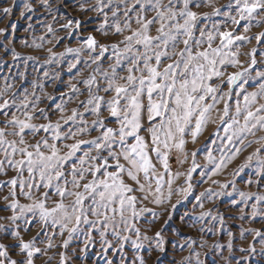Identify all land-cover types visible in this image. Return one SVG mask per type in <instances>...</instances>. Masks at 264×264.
I'll list each match as a JSON object with an SVG mask.
<instances>
[{
  "label": "rangeland",
  "instance_id": "obj_1",
  "mask_svg": "<svg viewBox=\"0 0 264 264\" xmlns=\"http://www.w3.org/2000/svg\"><path fill=\"white\" fill-rule=\"evenodd\" d=\"M26 3L31 4L34 11H26L24 8ZM130 3L131 0H129ZM164 3H167V0H164ZM213 3L215 7L221 8V14L209 18L201 17L197 21L194 39L199 40L200 43L193 45L194 52L208 48L207 36L202 38L199 35L201 30L213 34L215 37L212 41L213 48L220 45L219 32L232 31L234 35L249 37V40L236 41L230 48L225 49L226 52H236V59L240 63L217 64V68L223 72V76L213 77L211 81H208L212 86L219 87L218 94L231 91L232 100L225 97V100L217 104V109L222 110L224 103L227 102L231 108L230 114L234 115L235 100L239 99L243 106V96L247 92L257 91L260 83L264 82V78L257 76V73L264 72V37L260 41L255 38L257 34L264 32V24L257 25L253 22L250 30L244 32L245 21H241L239 26L234 25L231 19L224 14L230 12L232 16L239 19L235 5L232 9L224 7L230 3V0H213ZM48 4H51L52 7H48ZM48 4H45V0H0V9L5 7L13 9L8 15H4L0 11V29H6L5 32L0 33V91H4L6 85H11V88L4 91V99L14 100L15 104L19 106L27 96L28 101L35 104L33 108L30 103L28 109L11 107L8 117L0 115V121L10 118L13 114L24 119V113L28 111L34 113L32 123L46 124L49 120L53 122L59 120L62 115H71V110L76 108L80 113H83L82 118L88 121V124L84 126L89 129L85 134H78L76 139L91 140L101 135L104 129L97 126L93 130L91 121L97 119V116L85 111V108H91L90 105L80 106V101H86L89 97L88 85L82 81L89 75L95 74L100 87L98 89L96 85H93L92 93L104 96L106 100L110 99L115 93L103 91L107 81L100 72L94 73V69L99 65L101 69L111 71L109 65L115 64L116 59L115 50L111 47L104 52L102 57L97 58L100 52L99 47L94 50L88 49L84 38L93 35L99 44L111 45L123 41L124 37L130 35L131 31L138 28L139 25L135 22V14L129 13L131 28L126 26V18L123 14L124 5L120 3V0H111L110 4L108 0H105L103 12L97 7L98 0H48ZM118 4L120 11L118 16L114 17L113 12L117 10ZM192 10L198 13H210L213 11V7L201 4L198 8L193 7ZM105 13L108 17L106 24ZM142 14L151 18L155 12L147 9ZM69 20H79L80 27L76 28L73 25L72 28H62V25L68 23ZM117 23L124 29L123 32L115 31ZM47 25H51L53 28L52 33L48 32ZM101 25L104 27L101 28ZM158 26V23L152 26L151 35L157 34ZM42 37L43 39H41ZM61 37L63 39H60ZM37 45L42 46L38 47ZM120 47L123 49L124 45L121 44ZM177 47L178 49L183 48L184 45L179 43ZM68 48H79L80 52L70 53L66 51ZM12 49L20 53V56L14 58ZM253 49H255V64L251 63ZM171 50L169 48V51ZM141 51H143L142 48ZM54 53L57 55L53 56ZM60 53L63 55H59ZM29 57H33V59H29ZM91 59H97V63L91 64ZM170 62L165 60L163 64ZM73 64L76 65L75 68L71 67ZM126 67L127 61L125 60L121 67L117 68L121 76L127 75ZM244 69L248 71L244 77L237 81V84L242 85V91L241 87L228 84L227 79L233 72H240ZM72 85H76L79 91L73 93ZM50 97L54 99H50ZM145 103H147L146 99ZM259 103H264V97L259 98ZM57 104H61L65 111H57ZM258 106L257 104L254 108ZM40 109L45 110L43 115H41ZM218 115L219 113L214 110L212 120L215 123L210 122L195 143L190 135L185 136L187 140L186 160L178 149H172L169 152L170 173H164L162 162L157 160L155 153H151L157 171L165 175L166 180L171 179L172 175L177 172L181 175L172 184L174 192L170 201L164 200L163 203L156 204L151 193L147 194V199L143 198L144 194L134 193L139 197L136 204L138 213L140 209L147 208L158 214L154 217L152 212H144L130 221L140 229L139 239L142 246L139 249L133 245L138 234L134 229L125 231L128 225L122 223L118 215L113 225L115 230L120 232L121 236L130 237L129 240L122 243H120V237L113 234L112 227L104 229L101 224H97L93 228L89 224L81 223L78 230L70 236L66 230L61 234L58 225L49 224L45 229L38 216H34L33 213L20 214L18 208L13 210L11 207H6L14 199L19 200L20 204H31L36 199H43L42 193L44 192L49 193L47 201L49 207L54 206L53 202L59 199L54 188L49 189L43 186L39 189L33 188L31 190L32 197L29 198L24 195L27 188L21 189L17 185L14 189L16 195L10 196L9 192L12 186L6 182L17 175V170L6 165L7 174L0 173V225L5 226V228H0V243L10 246L9 258L19 260L25 255L18 247H12L19 243V240L12 235L13 231H18L20 238L24 241H30L35 237V247L41 249V252L33 257L35 264H108V261H112V264H140V257L144 258L145 264H201V262L202 264H264V201L258 200V197L264 196V179L258 174L260 168L257 157L254 156L252 161L243 170H240L241 166L245 165L247 157L264 145V141H261L260 144L253 143L250 146H241L240 144H235L234 147L228 146L227 140L223 139L225 137L224 125L220 123ZM100 118L104 120L107 127H119L118 121L110 116L103 105L100 110ZM61 123L63 124V121ZM142 123L147 125L148 122L143 120ZM4 126L0 124V127ZM77 126H79V119L62 128V131H67L68 128L75 131ZM140 135L145 136L146 139L149 138V133L143 128ZM262 135H264V130L257 131L255 137L249 135L245 140V145L249 140L258 139ZM42 137H47L49 143H57L64 152L67 149L63 145L74 142L71 138L53 141L51 133L44 131L28 132L24 138L28 144H34ZM9 139H15V137L10 136ZM128 142L133 141L129 139ZM235 148H241L239 154L213 175L215 166L220 159L223 157L227 160ZM82 149L88 151L89 146H82ZM113 150L120 151V145L115 144ZM44 151L48 150L44 149ZM83 151L77 152L76 157L72 159V163H76L77 167H80L78 158H83ZM193 151L196 152L195 160L200 167L191 174V191L185 198L184 193L179 189L188 187L187 176L193 163L191 155ZM209 153L214 161L208 159ZM91 154L96 155L95 150ZM102 154L108 155L107 151ZM259 156L264 158V151H261ZM0 159H3L2 153H0ZM89 163L100 162L89 161ZM109 163L114 164V161L109 160ZM121 163L124 161L121 160ZM88 166V163L84 165L85 168ZM70 168L71 164H68L63 170L67 174L70 172ZM108 170L115 171V168ZM85 176L86 179L81 183L92 179V176L87 173ZM21 178L33 183L29 180L27 171L23 172ZM66 178L70 181L71 175H67ZM250 180L252 183L248 182ZM125 181L132 183L126 176ZM141 182H144L142 174ZM34 183H41L38 176ZM55 183L53 181L54 185ZM62 183L63 181H61ZM68 187L71 188V184ZM152 187L154 190V180ZM209 188L214 193L211 196L206 191ZM79 190L83 191L82 188ZM163 190L166 196L167 185ZM241 192L251 195L241 197ZM201 193H205V195L201 196ZM5 196L8 197L7 201L4 200ZM74 199L73 196L66 197L65 204L71 203ZM177 201L180 202L177 203ZM91 204L90 197L84 201L86 211ZM201 213H205V215L202 216ZM14 214L18 216L17 220L8 219ZM125 215L130 216L131 213L126 212ZM88 218L89 220L97 219L91 213L88 214ZM42 229L44 230L42 231ZM102 230L105 231L103 236L101 235ZM157 231H160L163 236V252L156 247L155 232ZM257 231L261 235L258 236ZM145 236L149 239H144ZM66 240L68 241L67 246L64 245ZM106 241L111 242L113 247L110 248ZM253 247L255 252L251 251ZM197 253H199L198 258ZM186 257L187 260H185Z\"/></svg>",
  "mask_w": 264,
  "mask_h": 264
},
{
  "label": "snow or ice",
  "instance_id": "obj_2",
  "mask_svg": "<svg viewBox=\"0 0 264 264\" xmlns=\"http://www.w3.org/2000/svg\"><path fill=\"white\" fill-rule=\"evenodd\" d=\"M104 3L105 0H98L97 7L101 12H103ZM108 3L110 4L111 0H108ZM120 3L124 5L123 14L126 18V26L131 28L129 13H134L135 22L139 25L138 28L131 31L130 35L125 36L123 41L111 45L99 44L93 35L84 38V43L88 49L94 50L99 47L100 52L97 58L102 57L109 47L115 50L116 63L109 65L111 71L103 70L99 65L94 69V73L100 72L107 81L103 91L105 93L114 92L115 95L106 100L104 96L92 93L93 85H96L98 89L100 87L95 74L89 75L87 79L82 81L88 85L89 97L86 101H80V106H91V108H85V111L97 116V119L91 121L93 130L98 126L104 131L91 140L76 139L78 134H85L89 131L84 126L88 124V121L82 118L83 113H80L76 108L71 110V115H62L55 122L49 120L48 123L39 125L31 122L34 119V113L25 111L24 119L13 114L10 118L0 121V124L5 125L0 127V153L3 154V159H0V173L7 174L6 165L17 170V175L6 182L12 186L9 195L13 197L16 195L14 189L17 185L21 189L27 188L24 195L29 198L32 197L31 190L33 188L39 189L41 186L49 189L54 188L59 199L53 202L54 206L52 207L47 204L48 192L42 193L43 199H36L31 204H20L19 200L14 199L10 205H6L13 210L18 208L20 214L33 213L34 216H38L45 229L49 224L58 225L61 234L66 230L71 236L78 230L81 223L89 224L93 228L97 224H101L104 229L112 227L113 234L120 237V243H122L129 240L130 237L121 236L120 232L115 230L113 225L118 215L120 221L128 225L125 231L134 229L138 234L133 245L139 249L142 246L139 239L140 229L136 228L135 224L130 223V221L144 212H152L154 217L158 214L147 208L140 209L138 213L136 204L139 197L134 193L144 194V199H147V194L151 193L156 204H161L164 200L170 201L174 192L172 184L181 175L177 172L172 175L171 179L166 180L165 175L157 171L151 153H155L157 160L162 162L164 173H170L169 152L172 149H178L186 160L185 146L187 140L185 136L190 135L193 143H195L208 124L210 122L215 123L212 120L214 110L219 113L218 119L224 125L225 137L223 139L227 140L228 146L260 144L261 141H264V135L258 139L249 140L247 145H245V140L249 135L255 137L257 131L264 130V103H259V98L264 97V82L260 83L257 91L247 92L243 96V106H241L239 99L235 100L234 115L230 114L231 108L227 102L224 103L222 110L217 109V104L225 100V97L232 100V93L229 91L218 94L219 87L212 86L208 81H211L213 77L223 76V72L217 68V64L240 63L236 59V52H226L225 49L230 48L236 41H247L249 37L234 35L232 31L219 32L220 45L213 48L212 41L215 37L211 32L201 30L199 35L202 38L207 36L208 48L193 51V45L200 43L199 40L194 39L197 21L201 17L209 18L221 14V8L215 7L213 0H167V3H164V0H131L130 4L129 0H120ZM45 4H48V0H45ZM201 4L212 6L213 11L198 13L192 10L193 7H200ZM234 5L239 19L232 16L230 12L224 14L231 19L234 25L239 26L241 21H245L244 32L250 30L253 22L257 25L264 24V0H230V3L224 7L232 9ZM48 7L51 8L52 5L48 4ZM24 8L28 12L34 11L32 5L28 3L24 5ZM147 9L153 10L155 15L148 18L147 15L142 14ZM0 11L4 15H8L13 9L5 7ZM119 11L118 4L113 16H118ZM107 19L105 13V24ZM157 23L159 25L156 28L157 34L153 36L151 35V28ZM80 24L79 20H69L68 23L62 25V28H72L73 25L79 28ZM103 27L104 25H101V28ZM213 27L216 26L213 25ZM47 29L49 33L54 31L51 25H47ZM5 31L6 29H0V33ZM115 31L121 33L124 29L117 23ZM262 37H264V32L257 34L255 38L260 41ZM179 43H183L184 47L178 49ZM121 44L124 45L123 49L120 47ZM169 48L172 50L169 51ZM12 51L14 58L20 56V53L15 52L14 49ZM49 51L51 52V49ZM66 51L79 53L80 49L68 48ZM254 53L255 49H253L252 64L256 63ZM55 55L57 54L54 53L53 56ZM59 55H63V53ZM29 59H33V57H29ZM125 60L127 61V75L121 76L117 68H120ZM165 60L171 62L163 64ZM96 63L97 59H91V64ZM71 67L75 68L76 65L73 64ZM247 71L244 69L240 72H233L228 77L227 83L237 85L243 91L242 85L237 84V81L244 77ZM137 72L140 74L137 75ZM257 76L264 78V72L257 73ZM71 87L73 93L79 91L76 85ZM9 88L11 85H6L4 91ZM4 91H0V100H2L0 102V115L8 117L11 107L28 109L32 103L25 96L21 104L17 106L14 100L10 101L3 98ZM50 99L54 98L50 97ZM145 99L147 103H145ZM209 100L211 102H208ZM257 104L259 106L254 108ZM102 105L106 107L110 116L118 121V128L107 127L104 124V120L100 118ZM32 107H35L34 103H32ZM56 110L65 111L61 104L56 105ZM39 111L41 115L45 112L44 109ZM78 119L79 126L76 127L75 131L71 128L62 131V128L75 123ZM143 120L148 122L147 125L142 123ZM142 128L149 133L148 139L140 135ZM41 131L50 132L53 141L71 138L74 142L63 145L67 149L66 152L58 147L57 143H49L47 137H42L34 144L26 142L24 137L28 132L39 133ZM10 136L15 137V139H9ZM129 139L133 142L129 143ZM117 143L120 145V151L113 150V146ZM85 145L89 146L88 151H83L82 146ZM44 149L48 151H44ZM93 150H95L96 155L91 154ZM80 151H83V158H78L80 167H77L76 163H72V159ZM104 151H107V156L102 154ZM240 151L241 148H235L227 160L222 157L212 174L215 175L221 167L226 166V163L234 159ZM261 151H264V145L247 157L245 165H242L240 170H243L255 156L260 168L258 174L264 179V158L259 156ZM191 155L193 163L188 170V187L179 189L180 192L184 193L185 198L191 191V174L200 167L195 160L196 152L193 151ZM208 159L214 161L211 153H209ZM109 160L114 161V164H110ZM121 160L124 163H121ZM89 161H99L100 163L91 164ZM86 163L89 164L87 168L84 167ZM68 164H71V168L70 172L66 174L63 169ZM109 168H115V171H109ZM24 171L29 173V180L33 183L21 178ZM85 173L91 175L92 179L86 183H81L86 179ZM141 174L144 182H141ZM67 175H71L70 181L66 178ZM37 176L40 184L34 183ZM125 176L132 183H127ZM153 180L155 181L154 190L152 187ZM53 181L56 182L55 185ZM61 181H63L62 184ZM248 182L252 183L251 180ZM69 184H71V188L68 187ZM165 185H167L166 196L163 190ZM81 188L83 191L79 190ZM206 191L209 196L214 194L210 188ZM203 195L205 193H201V196ZM240 195L246 197L251 194L241 192ZM69 196H73L75 199L66 205L65 198ZM89 197L92 204L86 211L84 201ZM4 200L7 201L8 197L5 196ZM258 200L264 201V196L258 197ZM179 202L177 201V203ZM253 207L255 208V206ZM126 212H130L131 215L126 216ZM89 213L97 219L89 220ZM201 215L203 216L205 213H201ZM8 219L15 221L18 216L14 214ZM27 222L31 223L30 221ZM0 228H5V226L0 225ZM256 234L261 235L259 231ZM12 235L19 240V243L12 245V247H18L25 255L19 260L11 259L9 258L10 246L0 243V264H35L33 257L41 252L40 248L35 247V237L30 241H24L20 238L18 231H13ZM101 235H105V231L102 230ZM155 237L157 238L156 247L163 252L161 232H155ZM144 239H149V237L145 236ZM106 243L110 248L113 247L111 242L106 241ZM67 244L68 241H64V245L67 246ZM117 250L119 251V249ZM251 251L255 252V248H251ZM196 255L198 258L199 253ZM187 259L186 257L185 260ZM139 260L140 264H145L143 257H140ZM108 264H112V261H108Z\"/></svg>",
  "mask_w": 264,
  "mask_h": 264
}]
</instances>
